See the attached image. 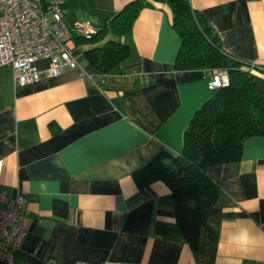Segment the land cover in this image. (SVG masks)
I'll return each mask as SVG.
<instances>
[{
	"label": "crops",
	"instance_id": "0c3cea01",
	"mask_svg": "<svg viewBox=\"0 0 264 264\" xmlns=\"http://www.w3.org/2000/svg\"><path fill=\"white\" fill-rule=\"evenodd\" d=\"M131 1L65 0L64 17L100 30ZM146 1L119 37L132 50L121 72L51 75L39 59V79L15 85L0 64V191L24 195L29 216L20 248L0 264H264V135L247 138L237 161L207 169L216 197L196 248L171 188L134 180L160 153L180 154L189 120L213 93L211 71L174 69L171 10ZM190 4L226 53L264 69V0Z\"/></svg>",
	"mask_w": 264,
	"mask_h": 264
},
{
	"label": "trees",
	"instance_id": "16d2710c",
	"mask_svg": "<svg viewBox=\"0 0 264 264\" xmlns=\"http://www.w3.org/2000/svg\"><path fill=\"white\" fill-rule=\"evenodd\" d=\"M152 1L167 4L172 13V27L180 38L174 69H203L211 74L224 69L228 75V84L215 89L193 113L183 133L180 154L166 160L163 157L168 155L160 153L134 172L138 187L161 180L171 188L181 233L196 248L200 221L216 197V185L208 178L207 169L237 161L247 138L264 135V69L226 53L216 31L192 8L190 0ZM146 4V0L131 1L89 39L76 38L92 45L81 55L90 71H122L132 50L119 37L131 33Z\"/></svg>",
	"mask_w": 264,
	"mask_h": 264
},
{
	"label": "built area",
	"instance_id": "2783aa9c",
	"mask_svg": "<svg viewBox=\"0 0 264 264\" xmlns=\"http://www.w3.org/2000/svg\"><path fill=\"white\" fill-rule=\"evenodd\" d=\"M64 4L65 0H0V64L10 67L15 85L39 79L41 71L35 67L39 59L49 60L51 75L77 69L82 77H93L74 42L78 37L89 39L97 29L88 21H66ZM227 84V72L218 69L210 75L207 87L214 91ZM28 224L24 195L10 197L0 191V259L12 260Z\"/></svg>",
	"mask_w": 264,
	"mask_h": 264
}]
</instances>
